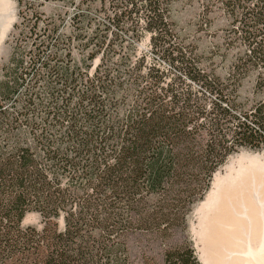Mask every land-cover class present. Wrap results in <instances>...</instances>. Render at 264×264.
I'll list each match as a JSON object with an SVG mask.
<instances>
[{"label": "trees", "instance_id": "1", "mask_svg": "<svg viewBox=\"0 0 264 264\" xmlns=\"http://www.w3.org/2000/svg\"><path fill=\"white\" fill-rule=\"evenodd\" d=\"M15 1L0 63V264H147L131 233L164 243L161 264H200L187 238L168 241L190 199L177 216L166 200L181 183L205 189L240 149L264 151V0H214L226 22L214 72L163 0ZM141 33L169 71L135 53ZM29 212L37 225H22Z\"/></svg>", "mask_w": 264, "mask_h": 264}, {"label": "rangeland", "instance_id": "2", "mask_svg": "<svg viewBox=\"0 0 264 264\" xmlns=\"http://www.w3.org/2000/svg\"><path fill=\"white\" fill-rule=\"evenodd\" d=\"M167 3L169 10L168 20L174 31L177 32L180 40L186 45L193 47L194 52L200 58L201 66L204 69L212 70L214 72V43L219 42V38L215 35L219 30L225 26L226 22L224 18L220 17L217 12H214V0H163ZM8 4L5 10H0V63L7 61L12 48L14 46L13 38L17 35L18 29H13V25L18 23L20 20L17 15V7L15 0H7ZM56 5L54 3L46 4L42 10L45 13H49L52 9H55ZM74 8H68L66 15V23L72 17ZM94 11H92V14ZM95 17L100 18V15H95ZM149 36L146 33H141L140 39L137 41L135 46L136 54H143L146 58L148 64H156L162 70L169 71V65L163 61L161 58L155 56L149 49ZM190 89L193 92L202 93L207 95V91L198 87V85L190 83ZM249 87V83L247 84ZM246 91L249 88H245ZM208 106H206V110ZM202 121V120H201ZM207 130L204 128L197 130L198 139L201 142L205 141ZM241 154H248L255 156L260 161L264 162V151H253L248 149H240L229 155L226 160L213 172L208 185L205 189H201L199 186L194 188L195 191L189 190V186L185 184H179L177 187L170 189L168 198L166 200V206L173 204L174 200H177V204L172 209L173 213L177 216L179 209L187 199H190V203L186 202L184 225L173 226L168 230L169 235L168 241H178L180 238L184 237L189 240L194 248L196 258L200 264H204L203 259L200 254L201 241L198 236L199 225L201 218L203 217V211H198V207L205 199L208 191L210 190L212 181L216 175H224L225 167ZM191 195L192 197H189ZM162 197V196H160ZM156 199H149L147 201L150 209L155 204ZM160 204L162 201L160 200ZM201 212V213H200ZM171 215V216H172ZM175 216V217H176ZM173 218V216L171 217ZM39 216L35 212L27 213L23 220L22 225H37L39 223ZM60 226L62 225V219H59ZM127 248L131 252L132 256H136V261L138 260V255L141 252L149 257H146L147 264H161L162 262V250L164 248V243L148 239L145 240L140 236L139 233H131L126 237ZM202 259V260H201Z\"/></svg>", "mask_w": 264, "mask_h": 264}, {"label": "bare ground", "instance_id": "3", "mask_svg": "<svg viewBox=\"0 0 264 264\" xmlns=\"http://www.w3.org/2000/svg\"><path fill=\"white\" fill-rule=\"evenodd\" d=\"M7 4L0 0V10ZM198 211L204 264H264V162L248 154L233 158Z\"/></svg>", "mask_w": 264, "mask_h": 264}]
</instances>
